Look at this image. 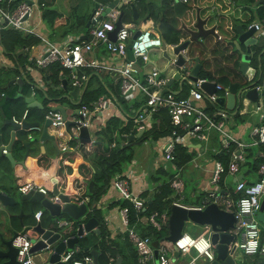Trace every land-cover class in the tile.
Here are the masks:
<instances>
[{"label":"built area","instance_id":"obj_1","mask_svg":"<svg viewBox=\"0 0 264 264\" xmlns=\"http://www.w3.org/2000/svg\"><path fill=\"white\" fill-rule=\"evenodd\" d=\"M14 2L15 0H0V30L12 29L38 39V43L21 48L24 50L27 59L24 66H18L20 73L14 79L17 81L22 78L30 82L32 85L31 95L34 96L36 91L45 92L48 88L50 80L43 71L49 67L57 66L60 68V75H62L63 70L68 71V78L63 75L61 77L66 80L67 89L72 90L74 86L79 88L77 97L75 99L69 97L68 99L75 106L72 118H69L67 109H65L66 118L63 119L61 112L52 108L47 109L43 117V120L50 121L49 129L52 128L54 131L52 134L59 152L70 150L69 142L71 141L75 143L73 147L75 150L78 147L91 150L96 140L94 133L104 125L109 117L103 121L100 119L103 116V111L110 103L104 95L89 103L82 101L84 92L82 90L92 75L91 71H97L98 74L101 72L111 74L118 85L119 96L126 99L138 94L142 96L144 103L141 107L132 109L130 106L128 113L125 114L121 110L122 114H116V116L122 117L125 122L128 118L133 119L134 138L150 129L154 116L161 109L166 111L169 116V131L167 135L161 138L162 160L174 164L177 146L186 145L190 139L207 142L212 133L217 134L221 141V151L226 155L228 162L225 164L222 160L214 161L208 181L209 187L220 185L223 175H235L239 172L240 166L247 161L245 153L247 147L264 144V123H259L251 128L250 142L239 140L231 132L227 125L231 115L227 109L219 106L216 102L219 96H225L229 93L228 86L215 82L214 91L209 93L202 86L213 81L199 76L195 80L191 79L189 73L196 64L198 57L192 55L188 49L180 51L184 59L180 69L183 72V77L186 78L188 90L185 97H178L169 88L168 77L163 75L161 69L155 64L151 65L149 53L156 48H161L162 45H166L159 35L148 28H140L136 34L138 27L135 23L122 21L121 27L116 32L115 40L110 39L109 32L114 29L122 6L129 4L127 0H120V7L114 5L107 12L104 10L108 3L98 2L90 17L91 25L87 37L81 39L68 35L61 42L49 40L39 32L36 26L29 23L33 8H36L40 14L44 2L39 0H19L17 4ZM252 25L256 30V36L264 35V19L250 24V26ZM183 40H179V42ZM179 42L168 46L172 49ZM100 47L105 48L113 58L99 61L88 57L91 52ZM129 53L131 57L128 56ZM5 56L6 51L0 42V69L8 66L5 62ZM139 59L145 62L147 67L151 65L150 71L146 72L145 70L143 72L145 74L143 80L137 77L138 70L135 67ZM256 88L259 90V86ZM116 101L119 103L117 99ZM249 104L250 100L247 98H242L239 101L242 113ZM255 106L256 109L259 108L257 105ZM26 113L27 110L18 120L19 123L26 118ZM67 120L73 121L68 127L66 126ZM39 122L41 123V121ZM82 127L88 129L90 141L80 146L79 134ZM138 132L140 135L136 136ZM143 141H147V139ZM112 145L114 146V142ZM159 163L160 161H157L155 167ZM180 170L174 166V174L170 181L173 190L172 205L188 207L183 203V182ZM256 171L258 177L254 182L236 181L234 189V193L238 195L236 199L229 197L226 188L221 186L218 190L209 187L205 189L206 195L202 201L203 205L210 202L216 203L234 214V225L229 231L236 237L240 235L241 239L237 241V248L241 250L243 255L264 254V230H260L256 218L264 197V164L261 163ZM132 179V173L128 170L117 174L110 183L117 190L119 199L128 200L135 211L141 213L146 210L145 202L149 198L144 199L134 194L131 187ZM18 190L22 193L37 190L44 195H49L51 191V189L49 190L34 182L20 185ZM50 198L57 200V196H50ZM81 202L87 203L88 198ZM203 205L197 207L202 208ZM42 214L43 210L38 209L34 211L33 217L39 221ZM169 214L168 211H152L147 215H140L138 220L155 230H159L168 225ZM118 215L122 226L119 233H127L129 240L135 247L138 264H209L215 259L214 246L210 241V225H202V231L197 235L183 231L174 242L163 239L157 246H154L151 236H142L129 225L128 207L118 206ZM105 222L107 225L106 219ZM58 223L59 227H65L70 222L66 219H60ZM12 244L17 248V259L21 264H43L38 263L34 258V253L30 252L32 241L28 238L27 233L18 231L12 239ZM79 250L78 245L64 250L56 263L98 264L94 262L90 254L75 258L74 255ZM155 250L156 254H154ZM108 264H111L110 260Z\"/></svg>","mask_w":264,"mask_h":264},{"label":"trees","instance_id":"obj_2","mask_svg":"<svg viewBox=\"0 0 264 264\" xmlns=\"http://www.w3.org/2000/svg\"><path fill=\"white\" fill-rule=\"evenodd\" d=\"M43 2V0H39ZM112 0H103L105 3H109ZM247 1H255V0H247ZM19 0H15L14 4H17ZM209 3H197L193 2V0H186L183 8H187L188 11L192 12L191 17L188 19L187 27L190 29L195 28V24L197 22V13L196 11L198 5H204L205 8L209 9ZM229 4V2H226ZM134 4L136 6L138 14H142L147 12L146 17L144 19L148 20L151 13L150 10L153 8V4L150 3L149 0H134ZM41 17L43 21L46 23L47 27L54 30V25L57 19L62 18V14L58 13L55 9L51 8L44 4L41 7ZM251 11V8H249ZM121 11H123L121 20L126 22L128 20H132V12L130 8V4L126 6H122ZM180 11V9H179ZM178 11V13H179ZM258 16L262 20L264 19V4L258 5ZM150 13V14H149ZM152 16L155 21H160V27L162 29V38L169 44H175L179 42V33L180 23L178 18H171L170 13L167 10V3L163 1L162 6L159 8V12H153ZM149 14V16H148ZM213 17L209 16L206 18L210 20ZM219 18V17H218ZM87 16H76L72 23L64 24L67 26L65 30V34L68 32H72L76 30L80 26H84L86 23ZM67 21V19H65ZM144 20L143 22H145ZM211 20V21H212ZM220 25V22H218ZM234 25V24H232ZM222 27V25H221ZM233 32L232 35L228 30L223 31L224 36L228 39L233 36L235 33V28L232 26L230 28ZM64 34V35H65ZM63 35V36H64ZM0 42L3 45L6 55L13 59L16 71H19L17 66H22L20 64V60L25 59L24 54L21 53L17 55V52L24 46H30L33 43H38V39L31 35H24L18 31L12 29H2L0 30ZM258 45V44H256ZM263 45L255 46L254 49L257 52H261ZM193 52V51H192ZM191 51L190 53L193 54ZM200 62L203 64L204 60L200 59ZM263 61V59H262ZM8 71L11 73L12 69L10 68H2L0 69V127L2 128V139L6 141L9 136V128L4 124L5 119H21L25 110H27L26 118L28 120H37L41 121L44 117L42 112L45 101L55 103V97H60L64 92H43V102L42 108L39 107H28L25 101V98L31 94L32 85L30 82L24 81L21 85L17 83L8 85L9 81L14 78L8 77ZM46 74L49 77L48 85L54 84L58 86V84L62 82L63 78H60L59 71L60 68L57 66L49 67L46 70ZM264 73V65L262 64V74ZM2 74L7 76L3 77ZM98 73H94L90 76L89 81L87 83V87L83 92L82 101L84 103H89L93 100H96L103 93L107 92L105 84L98 78ZM199 77H205L211 80V74L204 69H201L199 72ZM2 77V78H1ZM94 82L91 88L89 87L90 83ZM228 82L226 81L225 84ZM62 85V84H61ZM188 84L182 85V91L184 92L188 90ZM224 85V84H223ZM62 86L59 87L61 89ZM64 90V89H63ZM2 94V95H1ZM116 98L119 101L118 93L115 94ZM178 97H185L186 94L181 95L178 94ZM51 97V98H49ZM57 103V102H56ZM120 103V102H119ZM237 114H235L236 116ZM169 131V116L167 115L164 109H161L155 116L153 123L149 130L142 133L139 137H136L130 140L129 136L134 135L133 130V121L131 118H128L126 122L123 121L122 117L113 115L110 116L104 123V125L94 133L96 138L93 149L86 150L84 147H78L77 152L74 156H64L59 153L56 161H50L46 157L40 158L38 161L39 166H46L47 170L50 169L51 166H54L55 176L54 179L57 181V186L59 190L64 191L70 194V197L77 202H81L88 198L87 204L90 205L94 200L97 202L104 194H106L110 181L117 174H121L124 170V166H126L132 158L134 157V152L132 151V146L136 142L143 141L144 139H149V141L155 142L158 139L164 137L168 134ZM127 135V136H124ZM114 142V146L112 143ZM18 149L19 154L23 155V148L20 142H17L14 146ZM16 149V150H17ZM79 150V151H78ZM85 150V151H84ZM75 152V151H74ZM253 152V151H252ZM248 153L246 157L249 159L250 157H254L253 160L245 162V164H250V169L257 170L258 166L263 163L264 164V144L260 145V153ZM176 161H174V166L177 168L182 167L185 163L191 160L192 155L187 153V149L183 146L176 147ZM216 158L223 160L226 164L228 159L226 155L223 153L216 154ZM6 157H1V159ZM7 159V158H6ZM0 168L2 169V173L11 172L10 167H5L1 164ZM37 175L39 170L32 169L28 171V174ZM174 172L169 173L164 168H157L152 174V179L157 182V187L153 191L152 198L147 199L145 202L146 210L144 212L138 213L133 208L132 204L128 200L117 199L114 203L111 204L117 205L119 207H128L129 215V225L133 227L136 232H138L142 236H151L152 243L154 246H157L161 240L165 239L168 235V226H163L159 230H155L151 226L147 224H143L138 218L140 215H147L152 211H170L173 201V190L170 186V181L172 180ZM42 181H45L49 186V190L51 189V177L44 176ZM50 179V180H49ZM41 180V179H39ZM38 183L39 181H35ZM40 184V182L38 183ZM19 187V186H18ZM17 187V188H18ZM15 187V189H17ZM238 195H234V199H236ZM38 206L34 207V210H38L41 206L39 203H35ZM34 204V205H35ZM33 205V206H34ZM42 208V207H41ZM105 210L95 207L93 204L92 214L99 221V234L92 235V246L98 250L97 262L98 264H108L109 260H115L117 256H121L123 258L122 264H136L137 261V253L135 247L132 242L129 240L127 233H118L116 236L111 237L109 230L107 228L104 215ZM47 215L46 212L43 211V215ZM14 215V214H13ZM12 215V216H13ZM17 216V213H16ZM63 219L68 220L70 223L63 227V232L65 236L72 235L75 233L76 222L70 219L67 216H63ZM34 222V220H31ZM42 223H46L41 220ZM19 225V223H18ZM87 244V238L82 237L78 244L80 247L79 252H77L74 257L81 258L84 255H89L88 251H85L83 248ZM56 264H71L68 263H56ZM236 264H264V254H254V255H241V258Z\"/></svg>","mask_w":264,"mask_h":264},{"label":"crops","instance_id":"obj_3","mask_svg":"<svg viewBox=\"0 0 264 264\" xmlns=\"http://www.w3.org/2000/svg\"><path fill=\"white\" fill-rule=\"evenodd\" d=\"M149 1L150 3L153 4V8H151L150 10L151 15L148 20L144 19V16L146 17L148 13L147 11L142 14H138L137 12L138 14L137 20L139 21L138 23H137V20H134L132 17H131L132 20H128L126 22H133L135 23L136 27L140 26L141 28H150L152 29L153 33L159 35L162 38V29L160 27V21H155L152 14H154L153 12H159V8L162 6L163 1H165L167 3V10L170 13V17L173 19L178 18L179 20H181L179 21L181 22L180 26L178 25V28L180 29L179 40L188 38V33L186 29H190V28H188L186 24L188 22V19L191 17L192 12L188 11L187 8L182 9L181 5H184L186 1H179V0H149ZM43 2L45 5L49 4L50 7L52 4L54 5L57 4V8H54L53 6L51 8L55 9L58 13L62 14L63 16L62 18L57 19L54 25L55 29L52 30L49 27H47L46 23L43 21L41 17L42 9H40V14L38 15V23L40 22V20L44 23L45 31L44 32L39 31L43 36H45L46 38L54 42H61L68 35H73L81 39H85L87 37L88 29L91 25L90 17L96 7L95 5L98 4V2H95V3L91 2V4L87 3L86 0H43ZM132 2L134 3V0H132ZM193 2H197L201 4L210 2L209 9L205 8L204 5H200V6L198 5L196 9V11H198L197 19L200 18L201 20H205V25H204L205 28L214 27L216 35L215 36L207 35L205 38H203L201 44L198 42H191L189 47H191V50L193 51L192 55L197 56L198 60L199 58L204 60L202 69L206 70L207 72L211 74V81L224 84V86H228V84L232 82L234 79L240 80L242 76L240 72L238 71L237 63L234 61L233 55H229L230 52L232 51V46L229 44L228 41L234 40L237 37V29H236L237 25H239L242 29L246 30L247 27L250 26V24L254 22H259L261 20L257 12L258 5H260L258 4V0L250 1V2L247 0H193ZM226 2H229V4ZM249 8H251V11L249 10ZM79 15L87 16L85 25L80 26L76 30L65 34L64 32L67 29V26L64 24L72 23L74 18ZM209 16L213 17V20L211 18L210 20H207L206 22V18H208ZM65 19H67V21ZM88 20H90V25L89 27H86ZM144 20L146 21L143 22ZM218 22H220V25H218ZM232 26L235 28V31H234L235 33L233 34L231 38L228 39L227 37L224 36V33L222 32V28H223V31L228 30L229 33H231L232 35L233 30L231 31L230 29L232 28ZM194 29H191V30H194ZM255 37L257 38V41H258L256 44L258 45L255 44V45L250 46L251 50L254 53L252 54L251 60L249 62V67L255 69L254 74H253V81L257 82L256 87L259 86V90L257 89L259 92L258 99L256 102L250 101V104L246 107L243 113L241 112L242 108L240 109V107L235 113L234 108L231 109V108L226 107V105L223 106V108L227 109L231 115L229 122H227L228 128L239 140L243 142L251 141L250 130L253 126L258 125L259 123H264V73L262 74V64L264 65V35L262 36L255 35ZM164 43L166 44L164 45L165 50L167 51L168 54H171L170 48L168 46L169 43H166L165 40H164ZM260 45H263V48L261 52H257L254 49V47L260 46ZM36 48H35V51H37ZM160 50H161L160 51L161 53L159 51L156 53H159L160 56L164 57L165 50L162 48H160ZM151 54H154V53L152 52ZM151 54L149 53L150 60L152 57ZM128 56L131 57V54L129 53ZM88 57L95 58L99 61L109 60L113 58L111 54L107 52L105 48L103 47H100L99 49H96L95 51L91 52L88 55ZM5 60L9 61V57L7 55L5 56ZM135 67L139 73L141 71L144 72L145 67L147 68V65L145 64V62H143V64L141 65L139 61H137ZM161 71L163 75L169 78L170 74L174 71V68L172 66H169V64L166 61L164 67L161 68ZM43 72L46 73L45 71ZM91 72L92 74H94L97 71H91ZM62 75L64 77L67 76L68 78V71L63 70ZM62 75H60V78L62 77ZM2 76L5 77V75H2ZM98 78L103 82V84H105V87L107 89V92L103 93L102 95L105 96L106 100L110 101L108 107L103 111V116L100 118L103 121L105 118L107 119L108 116L110 117V116L118 114L117 110L116 112H113L115 111V108H122V107H121V104H119L116 101L117 98L115 94L118 93V85L116 84V81L113 78V76L109 74L108 72H101L99 73ZM63 80L61 84L63 83ZM226 81L228 82L227 84H225ZM183 83L187 84L186 81H184ZM183 83H180L179 81H173V83L169 86V88L177 95L180 93L181 95L187 94V90L184 92H181ZM61 84L60 83L58 84L57 89L61 86ZM52 85L54 86V84ZM39 92L43 94L42 91H39ZM45 92H50L49 88H47ZM37 93L38 91L35 92L34 98L42 105V101L37 98ZM56 98L58 97L51 98L55 100V103H52L54 105H58V101H56ZM255 105H257L259 108L256 109ZM109 108H111L112 111L107 112ZM122 111L125 114L128 113L127 111L123 109ZM235 114L237 115L235 116ZM9 139H10V132H9V136L7 140L3 141L4 144H7L9 142ZM142 142H143L144 147L149 146V148L152 149L153 151L155 150L160 151L161 138L152 143L151 141H149V139H147V141H142ZM41 146L44 147V152H40ZM183 147L187 149V153H190L192 157L190 161H188L187 163L182 165V167H180L181 177L184 172H189L191 176H194V171H198V170H200V172L202 173V176L205 177V179H202V181H199L194 184L196 187L192 186L189 188V191H190L189 196L183 193L184 195L183 203L188 206H200L201 202L203 201L204 196L206 195L205 189L209 187L208 181L210 178L211 170L213 168V163L215 160H221V159L216 158L215 156V153L216 154L223 153L221 151V141L217 134L212 133L210 136V139L207 142L198 141L196 139H190L187 142V144L184 145ZM52 148L55 150L54 147ZM16 149L17 148H14L12 151V155L15 161L14 167H12L11 162L8 159L3 158L0 160L3 166L11 168V172L9 173H2V171L0 172V179H2V181L5 183V186H10L12 187V189H15V187L17 188L18 186L23 185L27 182L36 183L35 181H39L40 182L39 185H43L44 187L49 188L47 183L45 181H42L43 180L42 178L46 175V176L51 177V179H54V176H55L54 169L55 168L54 166H51L50 169L47 170L46 166L43 165L41 167L38 165V161L42 157H45V158L47 157L49 162L55 161L54 159L49 158V156L46 154L45 143L38 144L36 146L35 153L31 157L29 156V157H26L25 159H23V155H20L18 149L17 150ZM75 151L77 152V150ZM143 151L144 149L142 148L141 151H137L136 155L134 154V157L132 158L130 163H128L125 166L123 172L129 170V172L132 173L133 181H132L131 187H132V191L134 192V194L144 199H147V198L150 199L152 198L153 191L156 189L157 184H158L152 179V174L154 173V171L157 168L166 169L170 167L171 169H174V164L168 162V163H164L163 165L159 164L158 166L155 167L157 160H151V163L149 165V162L148 163L145 162L146 160H148V158L146 157L145 154H143ZM76 152L72 151L71 154L69 153L70 155L68 156H74ZM251 152L259 154L260 145H252L245 149L246 154L251 153ZM59 153L60 152L58 153L56 152L57 155ZM253 159L254 157H250L249 159L247 158L246 162L253 160ZM32 169L39 170V173L36 176L30 173L28 174V171ZM243 174L244 176L239 179V176ZM228 176H230L232 178V182H235V183L238 180H242L247 183L254 182L258 177L257 171L255 170L252 171L250 169V164H243L242 166H240L239 172L237 174L235 175L228 174ZM222 182H224L223 179H222ZM51 183H53L52 180H51ZM202 193H205V194H202ZM187 197L189 198V201L184 202L185 199H187ZM231 198H234V192H232ZM117 199H119L118 192L117 190H115L114 187H112V184L110 183V186L106 194H104L97 202L94 203L95 207L105 210L104 216H105L106 221H108L107 228L112 237L116 236L122 230V226L120 224L119 215H118V206L117 205L111 206V204L114 203ZM33 205L34 204H32V206ZM36 206L38 205L35 204L33 207H36ZM39 209H42V208L40 207ZM260 211L257 212L256 218L259 222L260 228L263 231L264 230V213ZM16 213L17 215L19 214L18 210L13 211L14 215L9 218L7 215L5 216V213L3 211L1 212V214H4L2 216H4L6 219V225L10 223L12 227V229H8L6 227H5L6 228L5 230L3 229L4 232L8 233L9 235L12 233L11 230H20L21 228L18 225L19 219L16 216ZM32 219L35 220L33 215L30 213H26L22 215V220L25 221L26 223H28ZM43 219L46 222V224L49 223L48 215L42 214L40 220H43ZM201 231L198 227L193 226L189 234L197 235L201 233ZM46 253L47 252L44 251L38 254H34V258L38 259V263H42L44 260L47 259ZM114 261L115 260L111 261L110 259L111 264H113ZM234 264H236V260Z\"/></svg>","mask_w":264,"mask_h":264},{"label":"water","instance_id":"obj_4","mask_svg":"<svg viewBox=\"0 0 264 264\" xmlns=\"http://www.w3.org/2000/svg\"><path fill=\"white\" fill-rule=\"evenodd\" d=\"M130 4L132 10V18L134 20L138 19V14L136 7L132 0H127ZM264 0H258V4H261ZM117 5L121 6L120 0H112L108 3L105 8V12L109 11L110 8ZM97 6V4L95 5ZM122 14L121 11L118 20L115 23V27L109 32V37L112 40L116 38V32L122 25ZM90 20L87 21L86 27H89ZM205 20L197 19L195 24V29H186L188 33V38L179 42L177 46L170 49L168 54L165 50V46L162 45L161 48L165 50L164 57L166 58L169 66L174 68V71L170 74L167 84L170 86L173 81H179L183 83L186 78L183 77V72L180 66L183 64L184 59L180 54L183 49H188L191 42L202 43L203 38L207 35H216L215 28H205ZM138 26L136 34H138ZM237 37L234 40L228 41L232 46V51L229 55H233L234 61L237 63L238 71L240 72L242 78L240 80H233L228 84L229 93L225 96H219L217 98V104L221 107L226 105L228 108H234L236 113L239 108V101L242 98H247L252 102H256L259 96V92L256 88V81H253V74L255 69L249 67V62L251 60L252 54L251 45H255L258 41L255 37L256 30L254 26H248L246 30L242 29L239 25L236 26ZM24 53V50L17 52V55ZM259 58V57H258ZM174 59V61H172ZM203 64L200 60H197L196 64L190 70L189 76L191 79L195 80ZM244 77V78H243ZM17 82L21 84V79L17 81L12 78L8 85ZM63 89L65 91L62 96L56 98V101L62 98L69 97L75 99L78 95L79 88L74 86L72 90L67 89L66 80H63ZM87 83L84 89H86ZM203 89L211 93L214 91L215 82H208L203 84ZM28 107H39L42 105L30 95L25 98ZM53 110L60 111L63 119L66 118V110L62 105H54L51 107ZM76 113V112H75ZM73 121L67 120L66 126L68 127ZM4 124L7 125L10 132V139L7 144H4L2 139V128L0 127V158L6 157L10 162L12 167H14L15 161L12 155V151L15 148V144L20 142L23 148V159L26 157H31L35 151L36 146L40 143H46V141H51L52 147L55 148L56 152L59 149L56 146V141L54 135L50 133L49 125L50 121L45 120L40 123L37 120H28L24 118L21 123L15 119H5ZM140 132L136 134L139 136ZM130 139L135 136H129ZM80 146L88 143L90 141L89 131L86 127H82L79 134ZM41 152H44V147L41 146ZM36 155V154H35ZM23 162V161H21ZM2 169L0 168V172ZM244 176H239V179ZM52 180V187L49 195H44L37 190H31L26 193H22L17 189H12L10 186H5V183L0 179V212H4L9 218L13 215V211L18 210L17 215L19 219L20 230H11V234L5 233L6 228L12 229L10 223L6 225V219L4 214H0V264H21L17 259V248L12 244V239L18 231L21 233H27L28 238L32 241L30 247V252L38 254L41 252H47V259L44 260L43 264H51L59 261L60 254L66 250L73 248L79 243L80 238H87V244L84 246V250L88 251L92 255L95 263L97 262L98 250L92 246V235L99 234V221L92 214L93 200L90 205L85 202L77 203L73 201L69 193L59 190L57 186L56 179ZM50 196H57V200H52ZM39 203L42 210L47 213L49 218V223H42L41 220L32 222L31 220L26 223L22 220V215L30 213L33 215L34 207L32 204ZM201 205L202 202H201ZM264 197L261 204V211L264 213ZM263 208V209H262ZM63 216H67L76 222L75 233L72 235L65 236L63 232V227H59L58 221ZM190 221L198 225H210L211 234L210 241L214 246L215 259L209 264H234L235 260L233 255L237 249V238L230 233V229L234 225V214L232 212L226 211L225 209L218 206L216 203H206L202 208L197 206H179L173 204L170 208V215L168 220V235L165 240L174 242L178 239L182 232L184 231L185 222ZM6 227V228H5ZM4 229V230H3ZM177 253V252H176ZM123 258L117 256L113 264H122Z\"/></svg>","mask_w":264,"mask_h":264},{"label":"rangeland","instance_id":"obj_5","mask_svg":"<svg viewBox=\"0 0 264 264\" xmlns=\"http://www.w3.org/2000/svg\"><path fill=\"white\" fill-rule=\"evenodd\" d=\"M87 1V3H89V4H91V2L92 3H95V2H101V3H105V2H103V0H86ZM47 6H49V4H47ZM54 7V8H57V4H52L51 5V7ZM42 9V8H41ZM38 15H39V12L36 10V8H33V11H32V16L30 17V19H29V23L31 24V25H33V26H36L37 28H38V30L39 31H45V26H44V23L40 20V22L37 24V22H38ZM140 20H141V18H140ZM139 21L137 20V23H138ZM148 29H150V28H148ZM151 31H152V29H150ZM153 32V31H152ZM21 50V49H20ZM19 50V51H20ZM18 51V52H19ZM160 52L161 50H160V47L159 48H156V49H154V50H152L151 52H150V54L153 52L154 54H151L152 55V57H151V65L152 64H156V66L158 67V68H163L164 67V65H165V63H166V58L165 57H162V56H160V54L159 53H156V52ZM189 51H191L192 52V50H191V47H189ZM161 53V52H160ZM26 59L27 58H25V59H22V60H20V64L22 65V66H24V63L26 62ZM5 62L6 63H8V66L5 68V69H7V68H10V69H12V71H11V73H9V71H8V77H13V76H17V75H19V73H20V69H19V67H18V69H19V71H16V70H14V69H16V66H15V63H14V61H13V59L10 57L9 58V61H6L5 60ZM139 63L142 65L143 64V62H142V60L141 59H139ZM151 65H149L147 68L145 67V70H146V72H148V71H150V69H151ZM2 69V68H1ZM45 72H47L46 70H44ZM2 75H5V74H2ZM5 76H7V75H5ZM137 77L139 78V79H141V80H143L144 79V77H145V74L143 73V71H141V72H139V73H137ZM2 78V77H1ZM21 79V84L25 81V80H23L22 78H20ZM15 83H17V82H15ZM14 83V84H15ZM21 84H19V85H21ZM93 85H95L94 84V82H91L90 83V85H89V87L91 88ZM48 88H49V90H50V92H64L65 93V91L63 90V88H61V89H57V86H53V85H48ZM56 89V90H55ZM63 93V94H64ZM43 94L41 93V92H39L38 91V93H37V98L39 99V100H41L42 102H43ZM119 102H120V104H121V107L122 108H115V111H113V112H116V110L118 111V113H120V114H122L121 113V110L123 109V110H125V111H127V112H129L130 110H129V107L131 106L132 107V109H138L139 107H141L142 105H143V103H144V100H143V98H142V96L141 95H137V96H132V97H130L129 99H126L125 97H123V96H119ZM45 103V106H44V108H43V110H42V112L43 113H46V111H47V109H49V108H51L52 106H54V104H52L51 102H47V101H45L44 102ZM58 105H62L65 109H67V112H68V116H69V118H72V114H73V110H74V105H72L70 102H69V100L67 99V98H62L61 100H59L58 101ZM109 111H112V109L111 108H109L108 110H107V112H109ZM131 120H133L132 118H131ZM45 120H41V123L43 124V122H44ZM124 121V120H123ZM125 122V121H124ZM133 125H134V123H133ZM54 131H53V129L51 128L50 129V133H53ZM69 144H70V146H71V148H70V150H67V151H65V152H60L61 154H63L64 156H67V155H70L71 154V152L72 151H75V149L73 148L74 147V145H75V143L73 142V141H71V142H69ZM144 149V151H143V154H145L146 155V157L148 158V160H146L145 162H149V165H150V163H151V160H157V161H160V165H163L164 163H168L167 161H165V160H162V153H161V150L160 151H153L152 149H150L149 148V146H147V147H144V145H143V142L142 141H139V142H136L135 144H133V146H132V151L134 152V154L136 155L137 154V151H141V149ZM45 149H46V154L49 156V158H51V159H54L55 161L57 160V157H58V155L56 154V152H55V150L52 148V144H51V141H46V143H45ZM79 151V150H78ZM85 151V150H84ZM40 152H41V150H40ZM76 152V151H75ZM70 153V154H69ZM153 158V159H152ZM146 163V164H147ZM145 164V165H146ZM124 168H125V166H124ZM166 170L169 172V173H171V172H173L174 171V169H171L170 167H168V168H166ZM181 179H182V182H183V193L185 194V195H188L189 196V194H190V191H189V188L190 187H196L194 184L195 183H197V182H199V181H202V179H205V177L204 176H202V173L200 172V170H198V171H194V176H191L190 174H189V172H184L183 173V175H182V177H181ZM50 180V179H49ZM223 181L224 182H222L220 185H211L209 188L210 189H212V188H214L215 190H218L219 188H220V186H224L225 188H226V190L228 191L227 193H228V195H229V197H231V194H232V192H235V191H233L234 190V188H235V182H232V178L230 177V176H228V175H223ZM202 194H205V193H202ZM234 195H235V193H234ZM71 199L73 200V201H75L74 199H73V197H71ZM189 201V198L187 197V199H185V201L184 202H188ZM0 214H1V212H0ZM6 216V215H5ZM62 219V218H61ZM193 226H195V227H198L199 229H200V231L202 230V227H201V225H198V224H194V223H192V222H190V221H186L185 222V226H184V231L185 232H187V233H190L191 232V228L193 227ZM260 230L262 231V229L260 228ZM237 240L238 241H240V239H241V237H240V235H238L237 237ZM134 246V245H133ZM154 254H156V250L154 251ZM240 255H241V250L239 249V248H237L236 249V251H235V253H234V259L236 260V263H238L239 262V260H240ZM37 262H38V259H35ZM136 264H138V262L136 261Z\"/></svg>","mask_w":264,"mask_h":264}]
</instances>
